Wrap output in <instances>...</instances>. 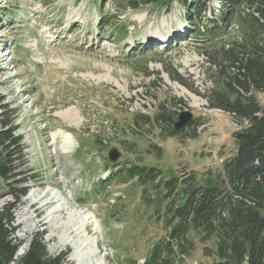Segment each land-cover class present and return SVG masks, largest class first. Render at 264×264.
I'll use <instances>...</instances> for the list:
<instances>
[{
  "label": "rangeland",
  "instance_id": "1",
  "mask_svg": "<svg viewBox=\"0 0 264 264\" xmlns=\"http://www.w3.org/2000/svg\"><path fill=\"white\" fill-rule=\"evenodd\" d=\"M209 8L207 16L219 3ZM102 16L111 25L101 26ZM226 39L196 34L178 3L168 12L132 9L124 0H0V94L20 107L30 165L42 175L13 211L21 255L39 232L50 255L66 256L64 264H145L169 232L163 181L196 172L223 185L238 125L201 95L215 71L207 53ZM165 66L200 95L171 81ZM162 106L167 122L188 110L196 123L169 137L168 124L152 123ZM71 110L80 125L61 118ZM68 137L74 145L66 150ZM113 149L121 152L117 168L108 157ZM135 166L160 170L161 182L131 178ZM6 193L0 179V208L11 201ZM55 193L63 198L62 215L54 213ZM190 238L194 249L174 255L172 264H214L216 240L197 232Z\"/></svg>",
  "mask_w": 264,
  "mask_h": 264
},
{
  "label": "trees",
  "instance_id": "2",
  "mask_svg": "<svg viewBox=\"0 0 264 264\" xmlns=\"http://www.w3.org/2000/svg\"><path fill=\"white\" fill-rule=\"evenodd\" d=\"M124 1L132 9L142 4L168 12L178 3L196 34L210 36L212 41L227 36L207 53L215 71L209 77L212 87L201 96L209 108L231 115L238 125L232 134L236 152L223 163L222 186L214 183L217 176L203 181L196 172L163 181L169 232L153 247L145 264H172L174 255H189L194 249L191 232L202 235L203 241L216 240L214 264H264V101L260 98H264V0H216L220 8L211 16L206 14L214 0ZM100 21L101 26L111 25L103 16ZM164 72L171 81L200 95L172 66H165ZM161 109L152 123L168 124L169 137L196 123L176 131V120L167 122V113ZM22 126L20 107L0 94V179L11 198L0 208V264H64L66 256L50 255L39 232L18 258L21 242L13 238V211L42 176L30 165ZM129 175L146 184L161 182L162 172L135 166Z\"/></svg>",
  "mask_w": 264,
  "mask_h": 264
},
{
  "label": "bare ground",
  "instance_id": "3",
  "mask_svg": "<svg viewBox=\"0 0 264 264\" xmlns=\"http://www.w3.org/2000/svg\"><path fill=\"white\" fill-rule=\"evenodd\" d=\"M61 118L64 120V122H68L70 123V125L72 126H77L78 124L80 125L81 122H82V118L81 116L78 114V112H76L75 110H71V111H68V112H64L61 114ZM109 141V140H108ZM73 142L71 140V137H68V143H67V147H66V150L72 148L73 146ZM54 199H56V203H59L58 205V208L57 210L54 212V213H60L62 215V211H63V206H65L63 203H62V196L61 195H58V194H54L53 195ZM84 217H85V221H87V223H93L94 224V227H96L97 229H99V224L98 222L96 221L94 215L92 213H88L86 214V212H83L81 213ZM77 220V219H76ZM69 222V221H68ZM74 222V221H73ZM85 226V225H84ZM70 227V226H69ZM79 230V229H78ZM85 233V232H84ZM79 235V234H78ZM87 235V234H86ZM80 236V235H79ZM82 238V237H81ZM75 243L73 239H68L66 241V244L67 245H74L75 246ZM88 246V245H86ZM77 247V246H76ZM85 249V248H84ZM24 254V253H23ZM18 256H21V253L18 254ZM76 259L80 262H83V249H78L77 251V254H76Z\"/></svg>",
  "mask_w": 264,
  "mask_h": 264
},
{
  "label": "water",
  "instance_id": "4",
  "mask_svg": "<svg viewBox=\"0 0 264 264\" xmlns=\"http://www.w3.org/2000/svg\"><path fill=\"white\" fill-rule=\"evenodd\" d=\"M177 119L178 120L174 124V129L176 131H181L194 121V115L191 111L186 110L182 112ZM119 159H121V152L117 149L111 150L109 153L110 163H117Z\"/></svg>",
  "mask_w": 264,
  "mask_h": 264
}]
</instances>
